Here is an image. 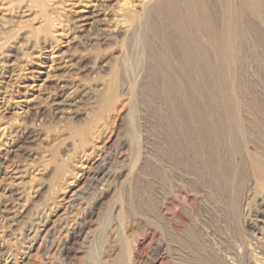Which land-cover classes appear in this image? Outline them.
Wrapping results in <instances>:
<instances>
[{
	"label": "rangeland",
	"instance_id": "rangeland-1",
	"mask_svg": "<svg viewBox=\"0 0 264 264\" xmlns=\"http://www.w3.org/2000/svg\"><path fill=\"white\" fill-rule=\"evenodd\" d=\"M9 1H13V4L17 2L14 5V14L19 22L18 26L22 29L20 33V27L18 28L16 21V24L12 26L13 31L16 29V34L11 30L8 32L10 35L7 34V37L9 35L12 40H7L9 37L5 39V34L0 43V49H2L0 51V264H96L91 257V250L96 245H100L97 260L99 259L98 262L103 264H154L156 259H162V264H179L174 254L170 252L168 240L173 234H179L188 224L194 225V223L200 233H203L202 238L208 241H204L205 244L209 243L208 246L217 252V256L226 261L225 263L240 264L230 253L232 250L239 249L237 248L240 247L238 240H242L249 254V261H251L249 264H264V188H262L264 186L253 188L255 185H252L249 179H245L244 182L239 180L241 189L239 198L242 197L239 199L240 212L237 223L243 231L242 237L238 239L223 222L221 208L224 201L221 195H219L220 198H215L220 190L216 194L215 192L221 186L209 187L205 182L201 183L202 179L200 181L192 170H190L192 175L188 170H186L187 173L185 172L188 184L191 183L190 186L173 176L169 177L170 184L163 173H161L163 176L161 174L158 176L153 172L154 169L153 171L152 168L150 169L153 151L156 149L154 143L159 144L157 146L159 148L162 146L160 150H167L166 134L163 130L167 123L165 110L168 106L163 104L157 95L153 100L154 96L151 95L153 92L151 94L147 92L153 100V105L151 106L152 103L147 105L148 109H145L147 106L140 107L142 114L140 116L143 118H141V129L144 130L134 128L129 119L131 111L129 109H132L133 99L137 96L135 93L142 85L139 83V81L143 82L142 75L135 76L137 79L133 80L134 77L130 78L123 73V67L119 65L121 72L118 78V93L106 108L102 110L100 107V96L109 80L110 70L114 64L117 65L121 61L122 55L125 56L124 46H121L125 31L123 34L114 36L116 35L114 30L117 27L126 29L129 26L125 25L129 22L127 10L133 8L132 10L138 13L145 8L144 4L147 0H130L132 7L129 0L126 2L125 0H102L103 3L106 1L101 4L105 8L108 6L107 10L104 8L103 12H99L93 24H84L89 21L83 23L81 19L96 5L95 1L46 0V11H53L56 14V22L59 23L48 26L47 41L38 42L40 45L37 43L32 46L33 48L30 46L31 42L41 32L39 31L41 24H38L41 17L35 15L33 9L31 13L30 10L25 11V14L20 13L18 10L24 2ZM122 1L128 3L127 6ZM47 2H50L51 7ZM19 3L20 7L17 9ZM122 4L123 6H120ZM121 7L125 10L121 11L124 13L116 15ZM101 9H103L102 6ZM17 14L19 17L22 16L20 14L24 16L20 20ZM112 14L114 15L111 16ZM29 15L35 20L28 18ZM55 16L51 14L53 21ZM60 16L62 19L65 18L64 21ZM115 16L120 20L119 26L116 24ZM29 19L32 20L31 24ZM25 24L27 29L24 27ZM35 24L38 25L37 28ZM30 25H33V28ZM42 26L45 27V25ZM262 29L260 33L263 39ZM106 35L108 38L110 35L112 37L108 39ZM26 36L28 40L30 37L29 41L26 40ZM253 39L249 36L248 47L252 46L255 52L264 54V40L261 46ZM4 40H7L6 44ZM22 40L23 42H20ZM257 45L261 46L260 49ZM65 49L68 50V54H65ZM62 50L65 53L62 54ZM57 51L58 53L61 51V56ZM249 51L244 52V65L241 67L242 70L238 68L240 71H237L240 77L238 85L241 82L240 87L237 86V93L238 97H241L240 102L247 120L252 121L248 124L249 129L261 131L264 124V64L262 65L264 60L262 59L260 64L256 63ZM13 52L15 54H12ZM4 53L7 54L3 56ZM19 56L22 59H18ZM69 57L72 61L68 60ZM66 58L67 61H65ZM261 58H264L263 55ZM10 63L13 64L9 65ZM9 68L12 70H8ZM124 77L127 78L124 79ZM140 78L142 79L139 80ZM128 120L131 122L128 123ZM143 120L146 124H143ZM77 128H86L84 136L76 133ZM189 132V138L194 136L191 131ZM26 136H29V139ZM130 138L135 140L136 145L130 142ZM138 140H140L139 143H137ZM187 154L191 163L198 158L191 152ZM191 157H193L192 160ZM138 159L139 162L135 161ZM145 160L150 161L148 163ZM161 160L159 163H162L161 168L164 169L167 161L162 158ZM196 161L197 159L194 161L195 164ZM179 164V162L176 164L178 165L176 170L181 169ZM208 172L210 174V171ZM133 176L135 177L131 180ZM155 176H158V180ZM221 202H223L222 205ZM206 213L212 215L206 216ZM217 213L221 214L218 216ZM101 216L103 218L106 216L105 221ZM204 217H208L210 221ZM218 221H222L221 224ZM213 223L222 226L220 227L221 231L223 230L222 235L218 231L220 229H217V225ZM248 224L262 225L263 228L249 232ZM103 243L107 246H103ZM230 244L232 249L228 247ZM107 249L111 254L106 253ZM253 253L257 255L253 256ZM228 256L233 259L231 260Z\"/></svg>",
	"mask_w": 264,
	"mask_h": 264
},
{
	"label": "bare ground",
	"instance_id": "bare-ground-1",
	"mask_svg": "<svg viewBox=\"0 0 264 264\" xmlns=\"http://www.w3.org/2000/svg\"><path fill=\"white\" fill-rule=\"evenodd\" d=\"M7 1L0 0V43L2 42V40L4 38L3 36H5V34H6L5 39H7L9 37L10 34L8 32L10 30L12 32H14L15 34L17 32L16 29H14V31L12 30L13 24H16V21H17V19H15L16 14H14V10H15L14 5L17 2L15 4H13L14 3L13 1H9V0H7ZM45 1L46 0H18V2H24V4L21 7L18 6V5H20V3L17 4L16 8L18 9V7H20L18 10L20 13L25 14V11H28V10H30V13H31V11L33 9L35 11V15H37V16L39 15V17H41V19H39L40 23H38V24H41V26H39V27L42 30L39 27L38 28L40 30L39 29L38 30L41 31L43 34L40 32V35L38 33L37 37L34 35L36 38L33 42H31V45H30L31 48H33L32 46H35L38 42H44L45 43L47 41L46 40L47 39L46 29L48 31V26L51 27V25L53 23L54 24L59 23V22H56V19H55L56 14L53 11H51V12L46 11V2ZM93 1L96 2V5L91 10L87 11V13L84 14V16L81 19V22H83V23L86 21H89L88 23H84V24H91L94 21V19L97 16H99V14H100L99 12L104 10L105 6L103 4L107 0L104 3L102 0H93ZM126 1H128V0H125V2ZM125 2H123V3H125ZM128 2L130 4V7H132L133 5L130 3V0ZM146 2L147 3L144 4L145 8L138 13L134 12L133 8H132L133 10L132 9L127 10L126 9L127 7H126L125 9L127 10V12H129L126 14L129 16L128 17L129 20L127 18V20L129 22H127L126 24L124 22L123 23L125 25H129V26H127L126 29H123V28L120 29L117 27V29L115 28V30H114V33H116V35L112 34L114 36H117L119 34H123L125 31V33L123 35L124 37L122 39L123 43L121 45V46H124L125 56L120 54L123 56V58H121L122 56L121 57L119 56L121 61L117 65L114 64V66L110 70L109 80L107 81L106 86H104L105 88L103 89V92L100 96V102H99L100 107L102 110L104 108H106V106L109 103L113 102V100L115 99L116 93H118L117 92L119 89L118 78H119V74L121 72L118 68L119 65L121 66V68L123 67V73L130 76V78L134 77L133 80L135 78L137 79V77H138L137 75H142L143 76V80H142L143 82L139 81V83L140 84L142 83V85L137 90V93H135V95H137L136 98L135 97H134V99L132 98L134 100V103L132 105L133 107H132V109L131 108L129 109V110H131L130 113H129V111L128 112L126 111L127 113L130 114L129 119H131L132 122L129 120L127 122L128 123L131 122V124L133 123L134 128H138V129L142 130L141 129V127H142L141 118L142 117L140 116V114H141L140 113V107L145 108L147 105H150L151 103H152L151 104V106H152L153 105L152 101L154 100L155 95H157V98H159V100L163 104H166L168 106L167 109L165 110V112L167 111V113H165V117H166L165 120H167V123L165 125V130H163L164 133L166 134L165 135L166 136L165 141H167V142L165 143V146H166L167 150H165V149L163 151L160 150V148L162 146L160 145L161 147L159 148V147H157V146H159V144L154 143V145H156L155 146L156 149H154V151H153L154 152L153 158L151 157L152 154H150V157L152 158L151 159L152 166H149L150 169L152 168V171L154 169L153 172H155L156 175H158V176L161 173H163L165 175L166 180H168V183H170V184H171V181H169V177H171V176H173V178L174 177L180 178L181 179L180 181H182L183 184H188V178L186 177L187 176L186 170H188V171L192 170V172L194 171L196 176L200 178V181L202 179L201 183L205 182L207 185H209V187L214 186V185L216 187L221 186V188L217 189V191L215 192V194H216L218 192V190H220L218 192L219 194L216 195L215 198H217V197L220 198L219 195H221V198L224 201V205L221 208L223 215L221 213H217V214H218V216H219V214H221V216H224V221L222 219L221 220L224 222V224L226 226H228L233 231V233H234L233 235H236V237H238V239H239V237H242V231H243V229L237 223V220L239 218V212H240L239 211V207H240L239 206L240 205L239 199L242 197V196H240V198H239V193L241 191L239 180H242L244 182L245 179H249V181L252 182L251 184L255 185V186H253V188H255V187L258 188L259 186H264V124L262 126L263 129L261 131H255V129H253V131H252V129H249L248 124H249V122H252V121L247 120L248 118H246V113L242 109V103L240 102L241 97L240 98L238 97L237 86L240 87L239 85L241 82L238 85V82H239L238 80L240 77H239V74H237V71L239 69L242 70L241 67L244 65V52H247L250 50L252 53V56H253V61H255L258 64L261 63L262 59L264 60V58H261L262 55L264 57L263 53L261 54V52L260 53L255 52L254 47H252V46H251V48L248 47L249 36H251V39L253 37L254 38L253 41L255 40V42L257 44H260L261 46H263L262 41L264 40V38L262 39L260 29L264 28V0H147ZM49 3L47 2V4L50 6L51 4H49ZM101 3H103V4H101ZM127 4H126V6H127ZM58 5H60V4H58ZM116 5H117V3H116ZM52 6H53V4H52ZM101 6L103 9H101ZM120 6H123V4ZM107 7L105 8L106 10H107ZM128 7H129V5H128ZM141 9H142V5H141ZM119 10H120V12L119 13L117 12L116 15H121L122 13H124V12H121L124 10L123 7L119 8ZM115 11H117V9ZM16 13H18V12H16ZM52 13L55 16L53 18L54 21L51 18ZM18 14H17V16H18ZM20 15H22V16H20V17L18 16L19 17L18 19H20V18L22 19V17L24 16L23 14H20ZM113 15L114 14H112L111 16H113ZM58 17H57V20H58ZM60 17L62 19V16H60ZM28 18H32V17L30 16ZM115 18H116V16H115ZM115 18H114V21H115ZM118 18H120V17L118 16ZM32 19H34V18H32ZM63 19H65V18L63 17ZM24 20H25V17H24ZM112 20H113V18H112ZM114 21H112V22H114ZM116 21H117L116 24H118L120 20L117 19ZM253 21L258 23V24H255ZM31 22H32V20H30L29 24H31ZM23 23H25V22H23ZM83 23H82V25H84ZM18 25H19V22L17 23V26ZM42 25H45V27H43ZM125 25H123V26H125ZM32 26H31V28H33ZM35 26H36V24H35ZM37 26H36V28H37ZM61 26H62V24H61ZM115 26H117V25H115ZM118 26H119V24H118ZM19 27L20 26H18V28ZM24 27H25V29H27L26 24ZM56 27H59V26H56ZM72 27H74V26H72ZM52 28H53V26H52ZM21 29L22 28L20 27V33H21ZM90 29H92V28H90ZM34 30H35V27H34ZM34 30L33 31L31 30V31L36 33L35 31L37 29L35 31ZM31 31H29V32H31ZM24 32H25V30H24ZM7 34H9L8 37H7ZM11 35L14 36L13 34H11ZM112 35H110V38L112 37ZM20 36H21V34H20ZM24 36H25V34H24ZM28 36L31 37V35H28ZM32 36H33V34H32ZM107 36L108 35H106V37ZM30 37H29V40H30ZM26 38L25 39L28 40L27 36H26ZM49 38L51 39L52 37H49ZM110 38H108V39H110ZM54 39H56V38H54ZM7 40H10V37ZM11 40H12V38H11ZM6 41L4 40L5 44H6ZM15 41H17V40H15ZM50 41H53V40H50ZM69 41H71V39H69ZM20 42H23V40ZM4 43H3V45H5ZM26 43H27V41L25 42V44ZM29 43L30 42H28V44ZM9 44H10V42H9ZM43 44H41V46ZM17 45H18V43H17ZM38 45H40V44L38 43ZM5 46H3V47H5ZM257 46L259 47V45H257ZM14 47H16V46H14ZM255 47H256V45H255ZM260 47H259V49H260ZM67 48H69V47H67ZM121 48H123V47H121ZM1 50L2 49H0V51ZM9 50H11V49H9ZM64 51H66V53ZM64 51L62 52V54L63 53L68 54L67 53L68 50L65 49ZM22 52H23V50H22ZM31 52H33V51H31ZM8 53L10 54V52H8ZM25 53H26V50H25ZM57 53H58V51H57ZM60 53H61V51H60ZM60 53H58V54L61 56ZM5 54H7V53H4L3 56ZM12 54H15V53L13 52ZM27 54L30 55L29 53H27ZM27 54H25V55H27ZM59 55H57V56L59 57ZM20 56L18 59L21 58ZM72 56L73 55L71 54V57ZM16 57H17V55H16ZM62 58H65V57H62ZM69 59H70V61H72V59L70 57L68 58V60ZM78 59H79V57H78ZM12 60H13V58H12ZM15 60L16 59H14V61ZM28 61H29V59H28ZM56 61H59V60H56ZM65 61H67V58L65 59ZM11 64H13V63H10L9 65H11ZM263 64H264V62L262 63V65ZM17 66H19V65H17ZM10 69L11 68H9L8 70H10ZM16 69H18V68H16ZM10 72H12V71H10ZM12 73H14V72H12ZM15 73H17V72H15ZM123 76H125V75H123ZM135 76H137V77H135ZM127 77H124V79ZM141 79L142 78H140L139 80H141ZM136 89H137V87H136ZM133 92H134V90H133ZM133 92H132V94H133ZM147 92L148 93L150 92L149 94H151V92H153L151 94L154 96L152 98L153 100L147 94ZM145 109H148V106ZM162 114H163V112H162ZM145 116H147V115H145ZM146 118L147 117H145V119ZM61 120H63V119H61ZM147 121H148V119H147ZM144 123H145V121L143 122V124ZM131 124L129 126H131ZM149 127H151L150 124H149ZM134 128L133 129L131 128V129L134 130ZM143 128H145L144 125H143ZM84 129H86V128H83V129L77 128V130L76 129L75 130H76L77 134L80 133V135L84 136V133H85ZM140 130H139V132H140ZM189 131H191L192 134L194 135L191 138L188 137ZM28 134H30V133H28ZM137 135H136V137H137ZM26 137L28 138L29 136H26ZM30 137H33V136H30ZM137 139L138 138H136V140ZM147 139H148V137H147ZM134 141H135L134 139L130 138V142L136 145V143H134ZM139 141L140 140H138L137 143H139ZM24 142H25V140H24ZM156 143H158V142H156ZM150 144H152V143H150ZM139 146H140V144H139ZM139 146L137 145V148H139ZM129 149L132 150V148H130V146H129ZM151 150H153V149L151 148ZM182 152H183V154H182ZM190 152H191V154L193 153L194 156L195 155H196V157L198 156V158H200L199 159L200 162L198 161V158L194 157L197 159L198 163L196 161V164H195L194 161L196 159H194V161H193L194 163L193 162L191 163V161L188 160L189 158H187V156H186V154L188 153L187 155H189ZM129 153H131V151ZM133 154H134V157L137 156V155H135V152ZM147 156H148V154H147ZM134 157H133V159H134ZM141 157L142 156H140V158ZM130 158H132V157H130ZM161 158L167 161V164L163 163V164H165L164 166H166L164 169L161 168L162 163L161 164L159 163ZM192 158L193 157H191L190 159L192 160ZM135 161L139 162V159L135 160ZM135 161H134V163H135ZM145 161H148V163H149L150 160H145ZM178 162L180 163L179 166L181 167V169L179 168V170H176V168H178L177 167L178 165L176 166V164H178ZM132 163H130L131 166H132ZM129 171L131 172V170H129ZM208 171H210V174ZM138 174L139 173L137 172V175ZM163 174H161V175L163 176ZM189 174H191V171ZM135 176L131 177V180H133ZM158 176H155V177L157 178ZM136 177H138V176H136ZM157 180H158V178H157ZM189 182H191V181L189 180ZM153 183H155V182H153ZM189 184H191V183H189ZM219 184H221V185H219ZM154 185H156V184H154ZM158 185H157V188H158ZM164 185H166L165 182H164ZM182 185H180V186H182ZM204 186H206V185H204ZM262 188H264V187H262ZM209 189H211V188H209ZM214 189H215V187H214ZM169 190H168V192H169ZM260 190H262V189H260ZM170 192H171V190H170ZM170 192H169V194H170ZM215 194H214V196H215ZM88 197H89V195H88ZM166 199L170 200L167 197H166ZM220 201H221V199H220ZM173 202L174 201H172V203ZM222 203L223 202H221V205H222ZM183 209H185V208H183ZM219 211H220V208H219L218 212ZM117 213H118V215H120L119 212H117ZM172 213H174V212H172ZM206 214H207L206 216H208L210 213L209 214L206 213ZM213 214H215V213H213ZM210 215H212V214H210ZM203 216H205V215H203ZM120 217H121V215H120ZM105 218H106V216L103 218L104 221H105ZM207 218H205V219H207ZM209 219H210V217H209ZM219 219H220V217H219ZM208 221H210V220H208ZM186 222L184 223L185 225H186ZM221 222H219V223L221 224ZM102 223H103V220H102ZM209 223H211V222H209ZM201 224H203V223H201ZM213 224H216V223H213ZM216 225H217V229L218 228L220 229V227H222L221 225L220 226L218 224H216ZM183 227H184V225H183ZM196 227L197 226H195V223H194V225L188 224L183 229L181 227L182 230H181V232L179 231L180 232L179 234H177V235L171 234L172 236L168 240L169 241L168 243H169V246L171 248L170 252H172L174 254L176 261H178L179 264H227V263H225L226 261L224 262L222 259H220L217 256V254H216L217 252H215L214 250H212L208 246L209 243L205 244V242H208V241H205L204 238H202V237H204L203 235H201L203 233L202 232L200 233V231ZM247 227H248L247 229L249 230V232H254L256 229L258 230L260 228H263L264 226L262 227V225L259 226V225H254V224H248ZM217 229H215V230H217ZM218 231H220L221 235L223 234L222 233L223 230L221 231V229H220ZM217 233H219V232H217ZM220 237L222 238V236H220ZM112 238L113 237H111V240H113ZM224 238L228 239L227 237H224ZM240 239H242V238H240ZM238 241L240 242V247H237V248H239L238 250H235V251L232 250L231 253L228 249H227V251H228V253L232 254L231 256H233L234 260L238 261L240 264H249V262H251V261H249V257H248L249 254H247V250L245 247L246 245L244 246V243L242 242V240L241 241L238 240ZM238 241H236V242L238 243ZM230 242L231 241H229V243ZM224 243H226V242H224ZM93 244L96 245L95 243H93ZM93 244H92V246H93ZM107 244H109V242H107ZM104 245H105V243H103V246ZM227 245H226V248L230 247L229 249H232L231 244L228 247H227ZM232 245H234V244H232ZM105 246H107V245H105ZM235 246L236 245H234V247ZM99 247H100V245L99 246H97V245L93 246V248L91 250V257L93 259V263L103 264L102 262H98L99 259L97 260ZM109 247L111 249V246H109ZM104 249H106V247ZM102 251H103V249H102ZM107 252L110 253L108 251V249H107L106 253ZM115 252H117V251H115ZM254 255H257V254L253 253V256ZM255 257H257V256H255ZM81 262H83V261H81ZM89 263H90V261H89ZM162 263H163L162 259L161 260L156 259L154 262V264H162ZM90 264H92V263H90ZM229 264H231V263H229ZM233 264H235V262Z\"/></svg>",
	"mask_w": 264,
	"mask_h": 264
}]
</instances>
